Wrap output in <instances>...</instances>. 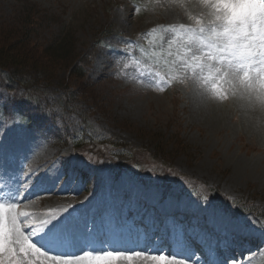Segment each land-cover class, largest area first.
<instances>
[{
	"label": "rangeland",
	"instance_id": "rangeland-1",
	"mask_svg": "<svg viewBox=\"0 0 264 264\" xmlns=\"http://www.w3.org/2000/svg\"><path fill=\"white\" fill-rule=\"evenodd\" d=\"M24 1L0 0V22L17 17L21 10L18 6ZM26 1L51 15L50 33L54 37L69 32L77 53L84 55L85 70L83 76L76 78L67 66L51 65L53 82L46 99L49 98L55 118L40 119L27 131L18 123H11L10 118L16 113L6 111L7 94L0 91V111L6 113L0 117V202L17 197V211L29 212V223L35 227L55 209L57 217H63L64 227L50 237V244L41 241L43 233L33 234L32 227H24L32 242L37 247L47 244L41 251L47 250L48 255H82L81 249H99L98 244L107 240L117 241V245L119 234L109 237L102 217L116 205L122 212L116 217L123 215L132 221L135 210L143 205L141 200L155 209H147L136 217V232L140 228L143 234L138 242L124 245V250L136 247L134 250L138 251L145 246L147 254L163 252L172 256L177 251L180 257L175 259L182 264L223 261L217 257L208 259L202 252L187 259L189 248L178 242L166 246L168 250L155 251L157 243L165 241L168 229L166 223L160 226L154 212L168 203L177 204L178 210L191 209L188 214L177 212L181 219H177L176 240L190 238L194 232L202 243L212 246L213 256L218 255L219 245L216 235H212L217 227L204 223L210 220L241 233L254 231L264 241V222L250 214L232 218L206 200L182 196L174 187L167 189V197L160 204L153 201L163 192L158 185L159 175H174L195 180L204 193H212L224 203L219 202L221 207L229 205L225 203L227 197L234 204L248 200L257 210H264V112L238 111L240 93L245 88L231 76L229 82L222 84L227 99L223 95L216 98L203 86L198 72L192 76L180 66L185 49L199 51L191 39L198 32L181 30L180 25L198 30L195 20L199 18L208 26L214 19L210 6L203 0ZM169 28L174 31H166ZM104 35L110 36L103 38ZM169 40L173 42L171 54ZM131 42L140 45L141 50L134 49ZM38 46L37 54L44 45ZM62 81L68 83V88L85 90L101 109L65 111ZM78 102L84 105L82 100ZM208 104L222 112H208ZM76 142L81 145L79 149ZM160 149L164 151V162L157 157ZM108 159L116 165L125 162L140 167L152 180L141 182L126 173L116 177ZM121 225L118 224L120 230ZM99 234L103 238L98 239ZM207 252L209 256L208 249ZM233 263L264 264V247L234 259ZM135 264L148 262L138 259Z\"/></svg>",
	"mask_w": 264,
	"mask_h": 264
},
{
	"label": "snow or ice",
	"instance_id": "snow-or-ice-1",
	"mask_svg": "<svg viewBox=\"0 0 264 264\" xmlns=\"http://www.w3.org/2000/svg\"><path fill=\"white\" fill-rule=\"evenodd\" d=\"M203 3L210 6L214 19L204 26L197 18L198 30L180 25L181 30L198 32L191 39L199 46L197 52L185 49L180 66L189 75L196 76L198 72L203 86L216 98L223 95L227 99L222 84L229 82L230 76L249 92L264 90V0H203ZM206 31L209 33L207 37L204 35ZM167 43L171 54L173 42L169 40ZM4 115L6 113L0 111V117ZM20 119L18 114L10 118L12 124L19 123ZM17 199L11 197L8 202H0V264H135L138 259L148 264H182L170 253L152 255L144 251L120 250L106 244L99 249H81L82 255H48L47 250L41 251L42 247L47 248V244L37 247L23 228L32 227L33 234L43 233L41 241L47 240L50 244V237L64 227L61 223L63 217L58 218L55 212H50L40 221V226L35 227L29 223V212L17 211Z\"/></svg>",
	"mask_w": 264,
	"mask_h": 264
},
{
	"label": "trees",
	"instance_id": "trees-1",
	"mask_svg": "<svg viewBox=\"0 0 264 264\" xmlns=\"http://www.w3.org/2000/svg\"><path fill=\"white\" fill-rule=\"evenodd\" d=\"M18 7L21 10L17 17L0 22V91H6L9 101L7 109H12L21 117L18 124L28 129V126L34 127L40 119L53 120L54 110L48 103L49 98L46 99L50 83L53 82L51 65L67 66L69 73L78 78L85 73L82 66L84 55L77 53L75 41L69 36V32L59 34L58 37L50 33L52 17L48 12H41L40 8L26 0L24 5ZM43 32L48 33L46 38L41 34ZM39 43L44 47L37 54ZM62 83L64 86L61 93L66 97L63 105L68 112H92L101 109L95 106L94 97H88L85 90L68 88L67 82ZM78 100H82L84 105ZM35 115L40 117H34ZM63 115L67 117L65 112ZM75 145L76 149L81 146L79 142ZM163 152L161 149L157 152V157L162 162ZM119 166L125 167L121 168L123 171L128 170L127 167L131 164L122 163ZM131 171L133 173V168ZM138 173L141 174L142 170ZM239 204L241 206H237ZM239 204H235L239 209H255L251 202Z\"/></svg>",
	"mask_w": 264,
	"mask_h": 264
},
{
	"label": "bare ground",
	"instance_id": "bare-ground-1",
	"mask_svg": "<svg viewBox=\"0 0 264 264\" xmlns=\"http://www.w3.org/2000/svg\"><path fill=\"white\" fill-rule=\"evenodd\" d=\"M240 94H241L240 95L241 100L239 103H237L239 112H264V90L257 89L255 91L249 92L247 89H245V91L240 93ZM207 109H208V112H222L219 107H212V106H210V104H208ZM54 212L56 213L57 209H55ZM140 214H141V212L138 211L136 217ZM136 217H135V219H136ZM212 223H214V222H212ZM193 241L189 242L186 239H184L183 243H185L186 245H192L194 243ZM260 243H261L260 247H264V241H261ZM189 253H188V255H192V254H194V251H192L190 254ZM222 264H226V263H222ZM228 264H231V263L229 262Z\"/></svg>",
	"mask_w": 264,
	"mask_h": 264
}]
</instances>
